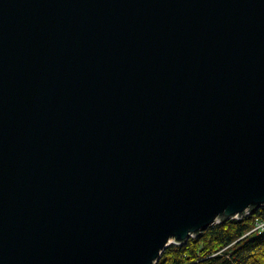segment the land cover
<instances>
[{
  "label": "water",
  "instance_id": "1",
  "mask_svg": "<svg viewBox=\"0 0 264 264\" xmlns=\"http://www.w3.org/2000/svg\"><path fill=\"white\" fill-rule=\"evenodd\" d=\"M264 205V0H0V264H155Z\"/></svg>",
  "mask_w": 264,
  "mask_h": 264
},
{
  "label": "trees",
  "instance_id": "2",
  "mask_svg": "<svg viewBox=\"0 0 264 264\" xmlns=\"http://www.w3.org/2000/svg\"><path fill=\"white\" fill-rule=\"evenodd\" d=\"M257 220H264V205L214 223L181 245L170 244L155 264H264V230L250 232Z\"/></svg>",
  "mask_w": 264,
  "mask_h": 264
},
{
  "label": "built area",
  "instance_id": "3",
  "mask_svg": "<svg viewBox=\"0 0 264 264\" xmlns=\"http://www.w3.org/2000/svg\"><path fill=\"white\" fill-rule=\"evenodd\" d=\"M248 213L249 211L247 212V214ZM254 230L263 231L264 230V220H257L254 224V227L250 230V232Z\"/></svg>",
  "mask_w": 264,
  "mask_h": 264
},
{
  "label": "rangeland",
  "instance_id": "4",
  "mask_svg": "<svg viewBox=\"0 0 264 264\" xmlns=\"http://www.w3.org/2000/svg\"><path fill=\"white\" fill-rule=\"evenodd\" d=\"M261 231V230H260Z\"/></svg>",
  "mask_w": 264,
  "mask_h": 264
}]
</instances>
